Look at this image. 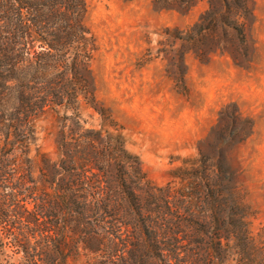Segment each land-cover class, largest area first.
I'll list each match as a JSON object with an SVG mask.
<instances>
[{"label": "trees", "instance_id": "trees-1", "mask_svg": "<svg viewBox=\"0 0 264 264\" xmlns=\"http://www.w3.org/2000/svg\"><path fill=\"white\" fill-rule=\"evenodd\" d=\"M207 1L187 30L169 32L182 64L192 51L244 66L254 0ZM196 2L154 0L181 10ZM87 14V0H0V264H264L223 144L204 212L194 178L211 175L201 163L177 167L165 186L147 178L97 99ZM89 107L100 128L86 126ZM46 130L55 157L41 150Z\"/></svg>", "mask_w": 264, "mask_h": 264}, {"label": "rangeland", "instance_id": "rangeland-1", "mask_svg": "<svg viewBox=\"0 0 264 264\" xmlns=\"http://www.w3.org/2000/svg\"><path fill=\"white\" fill-rule=\"evenodd\" d=\"M87 2V23L98 47L92 60L97 99L121 128L128 149L140 156L147 178L165 186L177 167L201 163L211 175L194 178L197 210L204 212L208 189L219 188L214 187L219 184L216 146L223 144L235 196L264 248V0H254L251 61L244 66L228 54L217 52L203 61L192 51L182 64V41L169 32L193 25L207 0L188 10L159 8L154 0ZM84 118L87 127L104 122L90 107ZM41 145L55 157L49 130Z\"/></svg>", "mask_w": 264, "mask_h": 264}]
</instances>
